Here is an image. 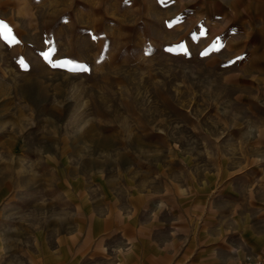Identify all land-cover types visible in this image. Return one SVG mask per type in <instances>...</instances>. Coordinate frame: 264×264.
<instances>
[{
	"label": "rangeland",
	"instance_id": "rangeland-1",
	"mask_svg": "<svg viewBox=\"0 0 264 264\" xmlns=\"http://www.w3.org/2000/svg\"><path fill=\"white\" fill-rule=\"evenodd\" d=\"M4 9L0 172L29 184L19 175L27 153L34 185L48 190L31 213L43 234L0 250V264L76 263L79 247L93 254L92 211L121 230L126 193L156 198L145 209L159 206L177 230L146 234L169 252L200 242L205 224L231 223L211 208L220 194L264 200L262 58L227 49V21L164 0H13ZM101 177L114 205L93 194ZM73 187L89 192L92 209L67 197ZM120 243L106 263H133L137 246Z\"/></svg>",
	"mask_w": 264,
	"mask_h": 264
},
{
	"label": "crops",
	"instance_id": "crops-1",
	"mask_svg": "<svg viewBox=\"0 0 264 264\" xmlns=\"http://www.w3.org/2000/svg\"><path fill=\"white\" fill-rule=\"evenodd\" d=\"M12 1L0 0V13H9L5 11L4 7L6 8L7 4ZM164 1L182 3L196 11H203L202 13H216L223 21H227L225 29L228 32L224 39L227 49L241 53L249 49L253 54L252 62H256L254 57L260 53L262 70L256 71L264 81V0ZM184 2L189 3L184 4ZM4 48L5 42L0 33V50ZM28 157H30L29 154H22L21 158L24 164L19 169V175L24 174L25 177H28L29 184H17L16 176L4 177L0 172V250L8 245L11 247L13 242H18L22 236L36 241L43 234L40 231V222L31 213L35 208V201H40L38 194L42 192L43 199L44 192L48 190V187L34 185L37 170L33 169V164L29 163ZM26 160L29 161V164ZM20 162L22 161L20 160ZM93 183L95 191L93 194L98 198L103 197L106 199L105 202L114 205L118 197L111 189L113 187L110 181L101 177L98 181L94 180ZM126 188L128 189V186ZM73 190L75 187L68 188L67 197H76L83 207L87 206L92 209L87 203L91 197L89 192L78 193V190ZM126 194V200L122 202V211H120L124 218L121 230L117 231L115 219L113 221L112 217L105 215L101 210L90 212L93 215V222L89 226V232L97 239L93 254L82 252L79 247L77 254L71 255V259H76L77 262L72 261L71 264H108L104 261L103 256L106 253L116 254L115 250L119 247L115 244L117 239H122V243L127 242L132 248L137 246L136 250L133 249L135 257L131 264H217L223 260L245 261L254 257L264 259V200L261 201L253 197L248 201L249 196L255 195L254 192L244 193L241 190H236L228 195L220 194L214 198L211 208L215 213H224L231 223L229 224L228 220H222L220 224H214V227H211L213 225L211 223L205 224L203 228L205 235L200 242L192 240L185 248L176 242V245L172 244L174 248L170 252L165 251L159 241L152 240V237L146 234L147 232H159L157 236L161 235V238L166 229H170V226L172 227L170 230H177L176 226L165 225L162 222L159 206L154 209V213L147 212L145 209L149 206L148 203L155 202L156 198L139 193L133 196ZM43 202H45L44 199ZM48 202L50 201L48 200ZM46 219L49 218L45 217ZM62 221L68 222L67 220ZM76 222L74 228L78 234L84 232L85 221L79 219ZM107 243H114L116 248L109 249ZM220 252L223 255L216 257ZM7 256L6 253H1L0 260Z\"/></svg>",
	"mask_w": 264,
	"mask_h": 264
},
{
	"label": "built area",
	"instance_id": "built-area-1",
	"mask_svg": "<svg viewBox=\"0 0 264 264\" xmlns=\"http://www.w3.org/2000/svg\"><path fill=\"white\" fill-rule=\"evenodd\" d=\"M235 264H264L263 258L246 259L245 261H239Z\"/></svg>",
	"mask_w": 264,
	"mask_h": 264
},
{
	"label": "snow or ice",
	"instance_id": "snow-or-ice-1",
	"mask_svg": "<svg viewBox=\"0 0 264 264\" xmlns=\"http://www.w3.org/2000/svg\"><path fill=\"white\" fill-rule=\"evenodd\" d=\"M25 67H27V65H25ZM84 71H87V69H83Z\"/></svg>",
	"mask_w": 264,
	"mask_h": 264
}]
</instances>
